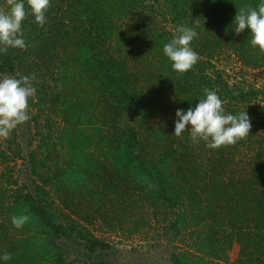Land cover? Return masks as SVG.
Instances as JSON below:
<instances>
[{
	"label": "trees",
	"instance_id": "obj_1",
	"mask_svg": "<svg viewBox=\"0 0 264 264\" xmlns=\"http://www.w3.org/2000/svg\"><path fill=\"white\" fill-rule=\"evenodd\" d=\"M146 3L160 25L150 13L141 22L138 8ZM258 4L50 0L42 27L29 12L27 47L0 54V76L34 77L28 103H50L61 127L50 140L46 118L34 150L33 137L25 148L15 136L0 141V252L12 257L6 264H111L113 247L90 226L130 236L150 220L162 224L160 264H264V104L251 110L264 100V85L230 87L213 63L230 52L243 67L264 68L248 30H232L236 13ZM180 24L198 32L192 47L200 59L184 74L163 54ZM22 55L34 61L23 65ZM130 60L135 69L143 65L141 77ZM205 88L218 93L226 113L247 112L249 136L210 149L191 140L187 125L173 135L174 120L162 111L194 107ZM22 214L29 220L16 229L10 217Z\"/></svg>",
	"mask_w": 264,
	"mask_h": 264
},
{
	"label": "clouds",
	"instance_id": "obj_2",
	"mask_svg": "<svg viewBox=\"0 0 264 264\" xmlns=\"http://www.w3.org/2000/svg\"><path fill=\"white\" fill-rule=\"evenodd\" d=\"M8 8L0 9V54L10 48L23 50L27 43L23 36L22 24L29 14L38 26H44L50 0H7ZM27 5V7H26ZM248 30L250 45L264 53V0H259L255 8L240 9L236 13L232 30L240 35ZM198 37L195 27L180 24L175 35L164 44L163 54L171 62L172 69L178 74L190 71L199 61V54L193 49L192 42ZM34 77L28 75L0 76V141L7 140L17 126L30 119L29 99L37 89ZM224 101L215 90L205 88L204 97L198 99L194 107L177 109L173 135L180 137L187 132L194 143L204 142L210 149L236 144L249 136L251 120L244 110L238 114L226 113ZM29 220L26 214L12 215L11 224L21 229ZM11 254L0 252V264L11 260Z\"/></svg>",
	"mask_w": 264,
	"mask_h": 264
},
{
	"label": "rangeland",
	"instance_id": "obj_3",
	"mask_svg": "<svg viewBox=\"0 0 264 264\" xmlns=\"http://www.w3.org/2000/svg\"><path fill=\"white\" fill-rule=\"evenodd\" d=\"M7 6L8 5L6 2L0 4V9L6 10ZM144 7L145 8H138V12L141 13L138 14V17L144 16V20H142L141 22L148 23V21H150V18H146V16L150 13L149 16L152 15L153 19H156V22L158 23V25H160V16H156L153 12H149L154 9L148 7L147 3ZM167 28H170V26L168 25ZM68 48H70V44L67 46V50ZM56 52L57 50L55 51V53ZM22 57L23 59L21 60V63L23 65L29 64V62L34 61V57L32 55L28 57L27 55H22ZM58 57H61V55L59 54ZM58 59L59 58H57V60ZM213 63L215 68L224 73V78L230 87L238 86L240 88L243 87L245 89L249 87L259 89L264 85V68L253 70L243 67L239 63L237 58L233 56L230 52H223L219 57H217L213 61ZM129 64L130 66H132L131 71L133 73L135 72L136 76L141 77L140 71L143 68V65L140 64V66H137V68L135 69L136 62L130 60ZM138 80L140 81V78ZM49 83L52 85L53 81H50ZM57 89H60L59 85L57 86ZM34 103L35 100L33 99L32 104H29L28 113L30 119L27 122L17 126V128L12 131L10 137L8 138L10 140L13 138V136H15V140L25 148V146L28 145L30 138L33 137L34 140L30 142L31 150H34L40 146L38 136L35 138L34 136H36L35 133L37 131L46 133V118L49 119L48 126L51 127L49 132L50 140H53L55 138L58 129L61 127L58 124L61 123V121H59L60 117H58V114L55 111V107H52L51 104L48 103L46 105H41L37 108L33 105ZM257 103L264 104V100L255 99L254 103L251 105V110L254 109ZM172 112L173 114L175 113V111L168 112L167 110H163L162 116L170 120H175V114L173 115ZM34 116L36 117V119L34 118ZM7 140L3 141L5 142ZM23 153L25 154L26 150H23ZM15 162L14 163L16 166V170H22L21 162ZM14 163H11L10 165H14ZM150 211L151 209L147 212ZM61 212L67 213L66 209L62 206ZM161 225L162 224L160 223V221L156 223L154 220H150V224H147V226L143 227L137 234H132L130 236L121 232H115L114 234H112L100 227H97L96 225L92 227L90 226V229L95 236L106 240L116 251L114 252V254H112V252L114 251L113 250L109 254V256L106 257L107 259H109L107 261L111 262V264H157V262L158 264H160V254H163L165 251L164 242L162 241V239H160ZM237 251L238 247L236 245H233V247L229 251L230 261L236 259ZM99 258L100 257L96 259ZM163 264L167 263L164 262Z\"/></svg>",
	"mask_w": 264,
	"mask_h": 264
}]
</instances>
